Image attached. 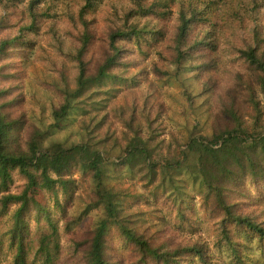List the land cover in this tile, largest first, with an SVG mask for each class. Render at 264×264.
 Instances as JSON below:
<instances>
[{
    "label": "trees",
    "instance_id": "obj_1",
    "mask_svg": "<svg viewBox=\"0 0 264 264\" xmlns=\"http://www.w3.org/2000/svg\"><path fill=\"white\" fill-rule=\"evenodd\" d=\"M15 1L12 0L11 8ZM42 1L29 0V23L21 26L17 34L7 33L0 38V218L12 212L7 235L15 251L14 264H36L37 261L59 264L60 221H65V231L69 232L93 207L101 205L103 212L94 222L90 238L77 241L76 250L81 252L75 259L77 264H257L255 250L264 256V194H254L252 186L264 185V132L250 131L236 117L234 109L230 108V113L235 118V126L219 129L210 138L191 137L180 158L175 160L154 155L155 146L141 134L142 128L134 121V114L127 122L133 135L115 163L133 173L146 172L149 185L160 172L175 174L193 155L194 183L199 182L201 187L203 206L218 220L216 244L222 253L219 257L213 255L206 241L192 242L191 237L167 236L163 226L154 230L164 237L157 242L154 233H148L150 227H145L143 222L148 220L146 213L139 206H136L138 210L133 209L138 201L132 203L129 192L104 185L105 152L99 145L101 141L95 143L85 138L67 143L55 137L76 115L91 112L90 107L95 103L90 101L95 96L105 94L111 98L123 86L138 85L137 76L122 75V72L127 74L130 67L138 65L141 54L136 56L137 51L145 54L163 42L172 21L175 23L174 60L190 59L201 73L215 70L217 52L228 30L221 20L229 15L241 19L234 0H132L133 7L127 11L124 23L109 27L105 37L99 38L97 43L94 42L97 39L95 20L89 13L98 0H86L78 15L71 16L74 28L80 25L82 28L80 45L74 55L78 63L76 83L62 88L63 101L54 111L52 122L45 123L41 117V126H38L29 122L25 113H15L12 107L22 98V93L15 95L20 85L11 79L19 77L13 61L18 54L11 52H20L24 45L34 44L27 41L26 32L38 30L37 7ZM226 5L229 6L227 16ZM4 24L0 18V34L4 32ZM231 27L229 23L228 28ZM250 30L252 39L243 47L234 45V50L261 71L264 92V36L259 25ZM98 46V59L94 61L92 56L87 59L88 53ZM5 60L9 61L3 62ZM21 62L27 63V55ZM3 68L12 71L7 75L2 73ZM6 78L12 85H1ZM76 173L91 174L97 183L91 203L70 219L68 211L80 188ZM20 180L25 188L18 193L14 187ZM38 186L49 201L41 211H35L26 200L28 191ZM152 193L156 198L157 192ZM179 210L182 209L179 207ZM182 217L177 229L184 231L187 224L192 231L197 230L190 212L185 211ZM157 224L150 223V226L156 228ZM114 231L128 242L138 258L126 263L113 253Z\"/></svg>",
    "mask_w": 264,
    "mask_h": 264
},
{
    "label": "rangeland",
    "instance_id": "obj_2",
    "mask_svg": "<svg viewBox=\"0 0 264 264\" xmlns=\"http://www.w3.org/2000/svg\"><path fill=\"white\" fill-rule=\"evenodd\" d=\"M28 2L29 0H16L11 8L12 0H0V18L5 23L0 38L7 33L17 34L21 26L29 23ZM233 2L239 9L241 19L227 16L229 6H224L227 17L222 19L221 23L229 31H226L224 37L227 38L221 41L217 52L218 62L215 70L210 69L201 73L190 59L185 58L179 62L174 60L175 23L172 21L169 34L163 42L150 48L145 54L137 51L136 56L141 54L138 65L130 67L127 74L122 72V75L137 76L138 85L123 86L111 98L105 94L95 96L90 101L95 104L90 107L89 114L76 115L55 135L67 143L79 142L85 138L95 143L101 141L99 145L105 152V161L102 164L106 171L104 185L129 192V201L132 203L138 201V205L133 204V209L139 206L146 213L148 220L143 222L145 227H150L148 233L153 234L154 230L163 226L167 236L191 237L192 242L206 241L215 257L222 255L216 244L218 220L214 219L210 210L203 206L201 187L199 182L194 183V176L191 173L193 155L175 174L164 175L160 172L155 182L149 185L146 172L133 173L127 167H117L115 163L127 145L129 137L133 135L127 122L134 114L136 118L134 121L142 128L141 134L151 141V146H155L154 155L171 160L180 158L191 137L210 138L219 129L235 126V118L232 117L230 108L234 109L236 117L243 121L250 131L264 132L261 71L239 57V53L234 50V45L243 47L252 39L253 33L250 29L255 26L259 25L262 28L261 34L264 36V0ZM84 3L86 0H43L37 7L38 30L26 32L27 41H34V44L24 45L20 52L15 50L11 52L18 54L13 61L19 77L11 79L20 85L15 95L22 93V98L12 107L15 113H25L29 122L37 123L38 126H41L39 125L41 117L45 123L52 122L54 111L60 108L63 101L62 88L66 84L74 86L76 83L78 63L74 55L80 45L79 35L82 28L81 25L74 28L71 16H77ZM132 7V0L96 1L89 13L90 17L94 18L97 29V39L94 42L97 43L99 38H104L109 27L123 24L127 11ZM229 23L233 28L239 29L233 31L232 27L228 28ZM244 27L245 30H242ZM262 47L264 48V44ZM24 55H27L26 64L21 62ZM91 56L94 61L98 59L99 46L89 52L86 58L90 59ZM6 61L9 60L3 62ZM2 70V73L7 75L12 71L9 68ZM1 85L12 84L10 79L6 78L1 81ZM105 90L106 88H103V91ZM102 139H105V142H102ZM75 177L80 183V188L68 211L70 219L75 218L91 203L97 183V180L88 173H76ZM252 187L254 194H264L263 184L260 188L257 185ZM24 188L23 180H20L14 190L21 193ZM154 191L157 192L156 198L153 197ZM26 195V200L34 210L41 211L49 205L39 186L28 191ZM185 211L190 212L196 231L189 229L187 224L184 231L176 228L179 227L178 221L183 220L182 215ZM102 212V205L98 208L93 207L82 222L74 225L69 232L65 231V221H60L59 264H77L75 259L81 254L76 250L77 241H86L90 238L94 222ZM11 214L12 212L9 215ZM9 215L0 218V264H14L15 251L7 235L12 223ZM150 223H158V226L152 228ZM161 223L164 225H159ZM153 236L157 242L164 239L160 232L154 233ZM188 239L184 241L189 242ZM111 242L113 253L116 252L127 261L126 263L132 261L134 257L138 258L117 231L113 232ZM255 254L257 264H264V256H261L258 250H255ZM36 264H41V261H37Z\"/></svg>",
    "mask_w": 264,
    "mask_h": 264
}]
</instances>
